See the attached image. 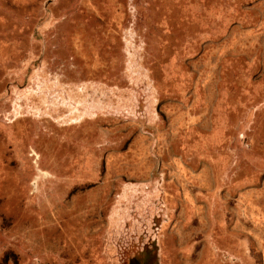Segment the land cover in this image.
<instances>
[{
	"label": "rangeland",
	"instance_id": "obj_1",
	"mask_svg": "<svg viewBox=\"0 0 264 264\" xmlns=\"http://www.w3.org/2000/svg\"><path fill=\"white\" fill-rule=\"evenodd\" d=\"M0 264H264V0H0Z\"/></svg>",
	"mask_w": 264,
	"mask_h": 264
}]
</instances>
